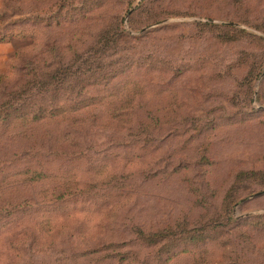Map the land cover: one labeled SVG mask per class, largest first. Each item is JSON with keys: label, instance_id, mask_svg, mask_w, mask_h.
I'll return each mask as SVG.
<instances>
[{"label": "rangeland", "instance_id": "rangeland-1", "mask_svg": "<svg viewBox=\"0 0 264 264\" xmlns=\"http://www.w3.org/2000/svg\"><path fill=\"white\" fill-rule=\"evenodd\" d=\"M264 0H3L0 264H264Z\"/></svg>", "mask_w": 264, "mask_h": 264}, {"label": "crops", "instance_id": "crops-1", "mask_svg": "<svg viewBox=\"0 0 264 264\" xmlns=\"http://www.w3.org/2000/svg\"><path fill=\"white\" fill-rule=\"evenodd\" d=\"M2 3H3V0H0V8H1V6H2Z\"/></svg>", "mask_w": 264, "mask_h": 264}, {"label": "water", "instance_id": "water-1", "mask_svg": "<svg viewBox=\"0 0 264 264\" xmlns=\"http://www.w3.org/2000/svg\"><path fill=\"white\" fill-rule=\"evenodd\" d=\"M264 193H260V194H257L255 197H257V196H261V195H263Z\"/></svg>", "mask_w": 264, "mask_h": 264}]
</instances>
